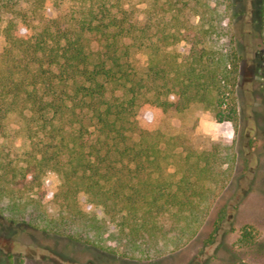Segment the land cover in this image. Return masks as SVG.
Instances as JSON below:
<instances>
[{
	"label": "trees",
	"instance_id": "obj_1",
	"mask_svg": "<svg viewBox=\"0 0 264 264\" xmlns=\"http://www.w3.org/2000/svg\"><path fill=\"white\" fill-rule=\"evenodd\" d=\"M233 5L0 0V214L122 259L152 262L190 242L235 153L158 125L196 105L236 127ZM257 18L264 29V0Z\"/></svg>",
	"mask_w": 264,
	"mask_h": 264
},
{
	"label": "rangeland",
	"instance_id": "obj_2",
	"mask_svg": "<svg viewBox=\"0 0 264 264\" xmlns=\"http://www.w3.org/2000/svg\"><path fill=\"white\" fill-rule=\"evenodd\" d=\"M233 1L236 18L225 31L240 55L236 127L217 124L196 105L168 113L158 125L165 137L234 150L231 179L197 235L183 248L146 262L112 256L0 214V264H264V29L257 18L259 0ZM54 184L49 177L45 203L50 209ZM243 227L250 233L247 242L241 241Z\"/></svg>",
	"mask_w": 264,
	"mask_h": 264
}]
</instances>
